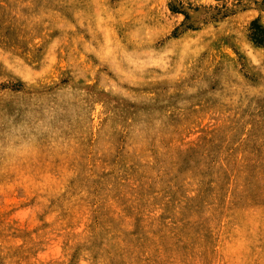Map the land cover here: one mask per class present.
I'll return each instance as SVG.
<instances>
[{"label": "rangeland", "instance_id": "rangeland-1", "mask_svg": "<svg viewBox=\"0 0 264 264\" xmlns=\"http://www.w3.org/2000/svg\"><path fill=\"white\" fill-rule=\"evenodd\" d=\"M264 0H0V264H264Z\"/></svg>", "mask_w": 264, "mask_h": 264}, {"label": "trees", "instance_id": "trees-1", "mask_svg": "<svg viewBox=\"0 0 264 264\" xmlns=\"http://www.w3.org/2000/svg\"><path fill=\"white\" fill-rule=\"evenodd\" d=\"M251 27V41L258 46H264V30L260 26L256 25V21L251 23Z\"/></svg>", "mask_w": 264, "mask_h": 264}]
</instances>
